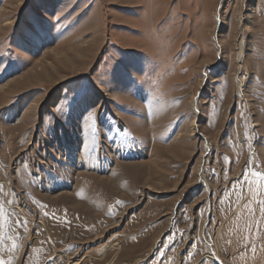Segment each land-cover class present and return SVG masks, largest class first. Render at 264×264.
Instances as JSON below:
<instances>
[{
  "label": "rangeland",
  "instance_id": "1",
  "mask_svg": "<svg viewBox=\"0 0 264 264\" xmlns=\"http://www.w3.org/2000/svg\"><path fill=\"white\" fill-rule=\"evenodd\" d=\"M227 153L243 158L234 186L264 187L255 175L264 173V0H0V264H180L190 242L193 260L183 264H210L207 244L196 239L201 220L185 225L193 223L186 244L187 232L157 239L166 220L146 225L191 199L203 173L216 181L228 168L235 175L217 157ZM124 163L118 190H109ZM45 179L75 196L79 184L106 186L92 190L107 205L93 208L99 220L78 231V207L62 208V200L48 216L45 192L27 191ZM156 192L166 199H147L113 235L128 208ZM205 193L202 184L196 198ZM25 194L38 198L33 212L25 205L21 218L11 216L10 200L18 209ZM235 205L251 209L259 231L255 204ZM58 219L69 229L55 234L47 221ZM98 225L97 236L88 234ZM71 243L84 244L61 253ZM94 244L105 256L99 261L85 255Z\"/></svg>",
  "mask_w": 264,
  "mask_h": 264
},
{
  "label": "crops",
  "instance_id": "2",
  "mask_svg": "<svg viewBox=\"0 0 264 264\" xmlns=\"http://www.w3.org/2000/svg\"><path fill=\"white\" fill-rule=\"evenodd\" d=\"M78 141L85 142V139L81 137L79 138ZM217 157L220 160V164L223 158H227L228 162L222 163V164L232 167L234 169L236 176L233 175L232 170L228 168V169H225L227 171L225 174H223L224 178L220 181H216V180H213L212 178L206 177L204 173L202 172L203 177H204L203 178L204 182H202L200 176L197 175L198 178L193 183V189H196V190L193 191V194L191 195V199L189 198L182 199L178 202L177 200H175L170 205V209L163 211L161 214H159L158 212L155 215L156 219L154 220V223L146 225V226L147 227L151 225L155 226L157 223H160L162 220H166L163 225H160V228H159L160 234L157 239L161 241L163 238H165L168 234L172 232H175L176 235L178 234L180 237H182L183 233L187 232L188 238L185 241V244H186L190 239L191 233L189 232L192 230L191 227L193 223L188 228H186L185 225L189 224V221L201 220L202 224L199 226L196 239L200 240L201 242H205L207 244V247L210 250V252L208 251L211 257L210 260H212L210 264H229L230 261H232V258H233V262H237L236 256L253 255V253L249 249L245 248V244H248L249 241L251 242V244H254L256 246L257 248L256 255L259 256L256 259V262L252 264H264V254H262V252L259 249L262 243L261 237L262 238L264 237V219H263V222L261 219V216L264 215V212H263V209H264L263 184L255 180V182H253V186L251 190L248 193H246L247 186L246 187L234 186V185H237L240 181L238 178V173H239L240 165L242 163L243 158L237 161L236 159H232L233 156H231L232 157L231 158L228 155V153L220 157L219 156ZM115 165H116L115 162L111 163V168L109 169V171H112V167ZM124 165L125 163L120 166V169L117 172H115L112 177H110V182L108 185L109 190H118L115 184L118 183L119 178L121 176L127 173V168L123 167ZM1 173H3V169ZM146 177H149V175L145 176V174H143V179H145ZM222 183H224L227 187L223 189L218 195L216 194L217 197H214V193L216 189L219 187V185H222ZM202 184L205 187L206 196H201L199 198L198 197L196 198L197 195H195V193H197V191L200 189ZM18 187L20 186H16L17 189ZM57 187L59 186H55L53 182H50L47 179H45L43 183H37L36 185L28 187L30 189H27V191L28 192H34V191H44L45 192L44 198L42 199L41 203L44 206V208L42 207L43 211L46 212L47 215L48 213L53 212L54 209L55 211L58 209V205H56L55 202L60 201V200H62L63 203L66 204V205H62V208L66 207L70 210L71 207H75V208L78 207V210L76 212H73L75 214L74 217H77L80 219V221H78L79 225L77 226L78 231L79 230L83 231V229L89 227V225L91 226L95 224L96 220H99L94 215H91L96 212V210L93 211V208L99 209L96 206L97 204L99 206L103 204L104 209L107 206L106 203H104L100 199L101 194L97 191H92V190H98V189L105 190L106 186L91 187L88 185L79 184L77 186L78 192H82L84 194L83 195L81 193L82 196L79 194L78 196H75V194L73 195L70 194L74 190V188H70L69 190L66 188H57ZM14 191H17V190L14 189ZM61 191L62 192L68 191L69 195H64L66 193H61ZM237 191H240V193H238L239 197L235 200H232V198H234V196L236 195ZM20 192L23 193V191H20ZM86 193L88 195H86ZM23 196L25 200L23 201L24 205H19L18 209L15 207L17 204L15 203L13 204L12 200H10L11 201L10 204H8L9 200L6 201V204H8L9 206H12L9 208L11 216H14L16 218H21L22 213H20L19 210H21L22 206H25V205L28 206L30 210L28 212H33L34 209H32V207L34 206L35 203L37 204L38 198L36 199L31 198V197H36V196H31L27 194ZM166 196L167 195L165 194H160L157 192L156 193H146V196H145L146 199L142 198L143 201H141V203L137 204L134 207L132 206L128 208L129 210H127L124 213L123 217L120 218L121 228L117 229V226L113 228L115 232L113 235L118 234L124 228V225L129 220V218H131L134 215L138 216L139 213L144 210V208L147 206V203H148L147 199H152L156 203H159V202L164 201L166 199ZM30 198L32 202L29 203L28 200ZM55 198L56 200L54 201V204H52L50 201ZM245 200H249V203L255 204L254 205L255 208L252 210V217L255 219L257 218V222L258 224H260L259 231L257 230V225L255 221L251 219V209L247 210L244 207L232 208L233 205L239 202L240 204L244 203ZM109 203L110 204L112 203L111 200H109ZM2 206L3 208L5 207L3 204ZM50 206H54V209L50 208ZM90 207L92 208V212L90 210ZM9 210L7 211L9 212ZM69 212L70 211H67L68 214ZM201 214H202V218L197 219V216ZM59 222H60V219H58L56 222L54 220L47 221V224L51 227L52 232L55 234H56V231L54 230H58L59 232L61 231L64 232L69 229L67 225H64L63 223H59ZM38 223L41 224V226L46 227L45 226L46 223L42 221H38ZM100 232H101V226L98 225L95 228L90 229L88 234L96 233V236H97ZM194 235H195V232L193 231V237ZM133 236H136V235H131L127 237L129 238ZM175 240L177 241L178 238ZM80 244H84V243H80ZM80 244L71 243V244H68L67 246H65V244H61V250H62L61 253L66 254V255L71 254L67 252L70 251L73 246L78 245V249L72 252V253H75L81 248ZM155 244L156 242L154 243V245ZM193 245L194 243L192 244L190 242L186 248H183L184 246L181 247V250L183 249V254L181 250L177 254V259L178 261H180V264L193 260V252L195 251V248H193ZM85 248H87L86 249L87 252L85 253V255H90L93 258H98L100 256L97 259V261L105 257L103 253L101 254L100 245L94 244L90 248L88 246H86ZM91 249H94V251H97V252L93 253L91 252ZM6 253L10 254L8 252ZM180 253L181 255H179ZM189 253L192 256L191 259L188 257ZM199 259L202 260V258H199ZM6 261L8 260H4L2 261V263L5 264ZM50 262H52V264H57L55 260L53 261L51 260ZM88 262H93V261L89 260ZM234 264H238V263H234Z\"/></svg>",
  "mask_w": 264,
  "mask_h": 264
},
{
  "label": "snow or ice",
  "instance_id": "3",
  "mask_svg": "<svg viewBox=\"0 0 264 264\" xmlns=\"http://www.w3.org/2000/svg\"><path fill=\"white\" fill-rule=\"evenodd\" d=\"M255 175H256L258 178H260V179H264V173H261V172L257 171V172L255 173ZM258 182H259V180H258ZM245 248H246V249H249V250L253 253L254 256L256 255L257 248H256V246H255L254 244H251L250 241H249L248 244H245Z\"/></svg>",
  "mask_w": 264,
  "mask_h": 264
},
{
  "label": "bare ground",
  "instance_id": "4",
  "mask_svg": "<svg viewBox=\"0 0 264 264\" xmlns=\"http://www.w3.org/2000/svg\"><path fill=\"white\" fill-rule=\"evenodd\" d=\"M241 41V40H240ZM242 49H241V42H239V45H238V56H237V59L239 60V62H240V59H241V56H242ZM198 111V110H197ZM191 136H193V131L191 132ZM74 146V145H73ZM104 149V148H103ZM104 153V152H103ZM74 157V156H73ZM72 157V158H73ZM80 159V158H79ZM85 160V159H84ZM105 162H107V161H105ZM81 163V162H80ZM82 164V163H81ZM100 164V163H99ZM77 165V164H76ZM90 165V164H89ZM49 171V170H48ZM56 171V170H55ZM51 174H53V173H51ZM64 174V173H63ZM118 174V173H117ZM44 176V175H43ZM55 176V175H54ZM62 176V175H61ZM204 178V177H203ZM53 179V178H52ZM58 179V178H57ZM48 180V179H47ZM47 182V181H46ZM50 184V183H49ZM119 185V184H118ZM48 186V185H47ZM128 186H129V184H128ZM134 187H136V186H134ZM207 188V187H206ZM209 246V245H208ZM212 251V250H211ZM218 260V259H217ZM217 263V262H216Z\"/></svg>",
  "mask_w": 264,
  "mask_h": 264
}]
</instances>
